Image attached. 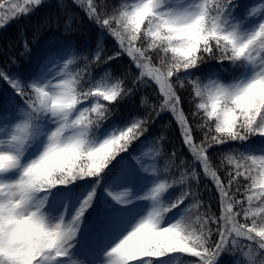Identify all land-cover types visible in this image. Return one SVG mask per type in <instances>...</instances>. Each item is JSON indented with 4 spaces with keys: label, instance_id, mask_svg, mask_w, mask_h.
<instances>
[{
    "label": "snow or ice",
    "instance_id": "1",
    "mask_svg": "<svg viewBox=\"0 0 264 264\" xmlns=\"http://www.w3.org/2000/svg\"><path fill=\"white\" fill-rule=\"evenodd\" d=\"M0 40V264H264V0H0Z\"/></svg>",
    "mask_w": 264,
    "mask_h": 264
},
{
    "label": "rangeland",
    "instance_id": "2",
    "mask_svg": "<svg viewBox=\"0 0 264 264\" xmlns=\"http://www.w3.org/2000/svg\"><path fill=\"white\" fill-rule=\"evenodd\" d=\"M82 195H83V192H80L79 194H74V195L70 194L66 197L70 205L69 211H71V206L77 201L78 196H82ZM169 264H171V262H169Z\"/></svg>",
    "mask_w": 264,
    "mask_h": 264
},
{
    "label": "trees",
    "instance_id": "3",
    "mask_svg": "<svg viewBox=\"0 0 264 264\" xmlns=\"http://www.w3.org/2000/svg\"><path fill=\"white\" fill-rule=\"evenodd\" d=\"M14 31V29H10V32H13ZM3 41L2 40H0V43H2ZM73 195L74 194H79V193H72Z\"/></svg>",
    "mask_w": 264,
    "mask_h": 264
}]
</instances>
